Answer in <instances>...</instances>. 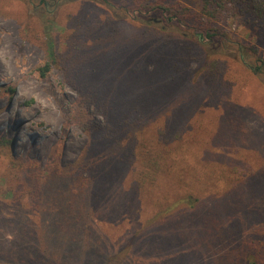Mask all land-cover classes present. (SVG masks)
I'll return each instance as SVG.
<instances>
[{
	"label": "rangeland",
	"instance_id": "rangeland-1",
	"mask_svg": "<svg viewBox=\"0 0 264 264\" xmlns=\"http://www.w3.org/2000/svg\"><path fill=\"white\" fill-rule=\"evenodd\" d=\"M41 1L0 0V139L12 145L10 155L4 144L0 147L5 155L0 157V264H103L122 248L128 232L120 221L134 168L99 140L86 175L69 171L36 180L23 165L12 167V160L36 161L41 168L58 160L71 169L93 144L70 118L78 111L79 93L60 67L41 76L44 35L40 41L27 37L21 23L34 12L32 6L52 14L56 50L79 49L82 72L98 91L114 95L117 112L127 103L138 106L149 129L168 136L179 132L185 149L186 144L193 148L203 211L206 203L223 217L226 229L241 227L242 235L226 247L231 262H240L247 249L241 238L254 231L264 251V31L259 24L224 12L212 19L213 40L200 44L176 24L136 15L132 21L146 33L124 40L112 29L129 19L124 12H131L132 0H45L47 10ZM176 1L192 12L200 8L197 1ZM214 59L222 64L218 72L209 69ZM17 102L21 107L16 109L28 111L27 117L13 108ZM93 110L95 126L103 128V117ZM16 118L24 119L25 129L20 131ZM235 166L243 171L239 186L224 188V178ZM161 238L165 249L159 248L160 253L137 248L130 259L157 256L178 264H212L213 257L189 244V232Z\"/></svg>",
	"mask_w": 264,
	"mask_h": 264
},
{
	"label": "trees",
	"instance_id": "trees-1",
	"mask_svg": "<svg viewBox=\"0 0 264 264\" xmlns=\"http://www.w3.org/2000/svg\"><path fill=\"white\" fill-rule=\"evenodd\" d=\"M57 1L61 0H56V3ZM132 1L136 4L131 12L126 10L124 12L125 15L130 14L129 19L116 22L112 29L115 36L120 35L124 40L131 38L130 35L146 33L132 21L137 18L136 15L149 18L153 23L160 21L166 26L176 24L190 32L200 44H205V39L213 40L216 32L212 19L227 11L258 23L262 32L264 31V0H186L197 1L200 7L197 12H192L188 6L176 0ZM40 5L43 6L42 9H48L45 0H42ZM32 8L34 12L28 13L26 20L21 23L27 37L31 36L40 41L41 33L44 35L46 62L45 66L40 68L41 76H44L52 66L60 67L65 80L79 93L78 111L73 112L70 118L90 140H93V144L88 143L83 151V157L71 169L61 167L58 160H55L53 166L48 165L46 168H41L36 161L20 163L12 160V167L23 165L22 168L25 169L22 170L36 176V180L41 176L66 175L69 171L74 175H86L89 172L88 163L91 162L92 150L97 145L95 140H99L109 153L119 156L128 166L134 168V179L129 186L130 198L125 204L127 207L120 221L128 228V232L124 235L122 248L107 258L103 264H178L171 260V257L165 262L157 256L148 260L137 256L134 260L130 259V255L137 248L143 250L148 248V252L160 253V249H165L160 248L163 239H160V236L166 234L168 237L169 234L182 229L192 236L193 240L189 241V244L195 243L193 245L203 253V256L213 257L212 264H234L229 257L232 252L226 247L237 241L239 234L242 235L241 227L239 230L238 228L231 230L228 227L226 229L223 217L216 214L206 203H204L206 211H203L202 199L196 195L202 186L194 180L198 175L196 174L198 166L194 164L196 156L190 155L193 148L186 144L185 149L183 137L179 132L168 136L161 129H149L148 122L143 121L138 111V106L129 108L127 103L124 104L125 110L117 112L114 95L106 90L98 91L88 80L89 74L82 72L83 56L79 49L63 52L56 50L54 38L50 35L57 25L56 19L51 17L52 14L46 15L43 11H37L34 6ZM36 16H40L39 22L36 21ZM110 22L113 23L112 19ZM151 22L150 24H153ZM151 30L157 31L155 28ZM240 50L236 48V51ZM248 50L253 54L256 52L251 46ZM262 64L264 65V61ZM221 65L219 59H214L210 62L209 69L211 72L214 70L218 72ZM256 71L260 72V69L257 68ZM91 107L95 109L94 115L103 117V128L95 126L94 117L90 112ZM139 113L140 120L136 117ZM2 144L8 149L5 154L10 155L11 141L0 139V147ZM2 153L0 157L5 156ZM228 174L224 178V188L238 187L243 171L235 166ZM201 193L200 191L199 194ZM170 196L173 201H170ZM245 236L246 239L244 237L241 239L247 249H243L246 251L238 264H264V251L261 249L260 241L256 240V232Z\"/></svg>",
	"mask_w": 264,
	"mask_h": 264
},
{
	"label": "bare ground",
	"instance_id": "bare-ground-1",
	"mask_svg": "<svg viewBox=\"0 0 264 264\" xmlns=\"http://www.w3.org/2000/svg\"><path fill=\"white\" fill-rule=\"evenodd\" d=\"M18 105L21 107L20 102H17V104L13 105V108L16 109ZM16 110H17L18 115L21 116V117H23V118L24 117H27L29 115V112L28 111L27 112H23L21 110L19 111L18 109H16ZM16 119H14V122H16V121L18 122V125H20V131L23 130V129H25L26 126H27V124L24 122V119L23 120H20L18 118H16Z\"/></svg>",
	"mask_w": 264,
	"mask_h": 264
}]
</instances>
